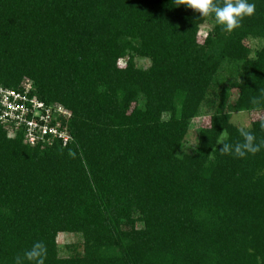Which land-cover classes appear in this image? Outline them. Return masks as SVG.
<instances>
[{"label": "trees", "instance_id": "1", "mask_svg": "<svg viewBox=\"0 0 264 264\" xmlns=\"http://www.w3.org/2000/svg\"><path fill=\"white\" fill-rule=\"evenodd\" d=\"M249 2L228 32L175 0H0V84L28 78L71 112L66 144L0 121V264H264V114L231 120L264 113V0ZM242 132L257 151L236 153ZM60 234L78 239L67 256Z\"/></svg>", "mask_w": 264, "mask_h": 264}, {"label": "built area", "instance_id": "2", "mask_svg": "<svg viewBox=\"0 0 264 264\" xmlns=\"http://www.w3.org/2000/svg\"><path fill=\"white\" fill-rule=\"evenodd\" d=\"M32 80L25 79L19 89L0 84V121L23 131L32 145L39 142L62 140L66 144L70 134L64 119L69 120L71 112L61 105L47 104L33 94Z\"/></svg>", "mask_w": 264, "mask_h": 264}, {"label": "clouds", "instance_id": "3", "mask_svg": "<svg viewBox=\"0 0 264 264\" xmlns=\"http://www.w3.org/2000/svg\"><path fill=\"white\" fill-rule=\"evenodd\" d=\"M175 5H185L199 12L201 16L213 14L215 22L228 32L238 27L240 20L244 16L252 15L255 10V4L249 0H223L222 5L216 3L215 0H175ZM261 127L264 128V124H261ZM241 134L245 138V143L237 146L236 153L241 156L244 155L241 148L251 152L257 151V147L252 143L253 136L247 132ZM30 255H35V253H30Z\"/></svg>", "mask_w": 264, "mask_h": 264}, {"label": "rangeland", "instance_id": "4", "mask_svg": "<svg viewBox=\"0 0 264 264\" xmlns=\"http://www.w3.org/2000/svg\"><path fill=\"white\" fill-rule=\"evenodd\" d=\"M208 28H209L208 24H204L202 26L200 35L198 37L200 42H203ZM246 44L252 47L256 46V43L253 40H249V39L246 40ZM135 61L137 65L142 66V67H148L150 64L149 60L144 59V58L135 57ZM120 64L124 65L125 59H121ZM230 67H231L230 64L227 63L223 67L224 71L222 70V76H224L226 80H234L237 77V76L230 77V71H229ZM233 94L237 95V89L233 90ZM263 114L264 113H259V112L250 113L247 111H238L232 114L231 120L235 125L239 127H249L255 118H258ZM208 123H209L208 115L201 116L193 120L192 126L186 136V141L184 143V150L190 151L196 146L199 128H201L202 126H206ZM77 241H78L77 237L73 234H60L58 236V247L60 250V254L62 256H67L71 254V251H70L71 248H69L68 246Z\"/></svg>", "mask_w": 264, "mask_h": 264}]
</instances>
